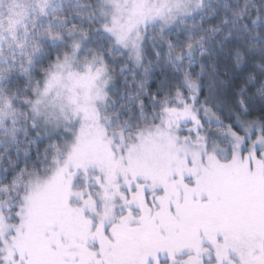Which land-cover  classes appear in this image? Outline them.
<instances>
[{"label":"snow or ice","instance_id":"snow-or-ice-1","mask_svg":"<svg viewBox=\"0 0 264 264\" xmlns=\"http://www.w3.org/2000/svg\"><path fill=\"white\" fill-rule=\"evenodd\" d=\"M0 264H264V0H0Z\"/></svg>","mask_w":264,"mask_h":264}]
</instances>
